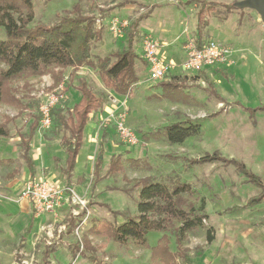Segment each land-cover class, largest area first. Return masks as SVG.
<instances>
[{"label":"rangeland","instance_id":"1","mask_svg":"<svg viewBox=\"0 0 264 264\" xmlns=\"http://www.w3.org/2000/svg\"><path fill=\"white\" fill-rule=\"evenodd\" d=\"M202 1L235 5L241 0H35L32 25H52L65 10L79 4L104 30L102 41L92 45L93 59L97 60L126 47L125 33L115 35L110 26L112 20L130 23L148 15L138 27L136 52L143 59L140 43L145 35L161 37L168 44L163 48L168 55L166 60L179 65L185 56L184 46L196 39L197 14ZM154 3L162 5L151 8ZM206 19L209 25L204 29L203 40H215L232 50L229 62L222 69L228 77L216 69L190 71L180 75L188 77L177 82L182 89L169 91L151 81L146 67L138 60L140 81L129 97L107 90L96 70L90 67L78 70L77 77H86L95 92L106 98V103L101 110L102 119L91 116L78 172L73 173L70 188L66 183L65 150L61 144L66 132L54 120L47 129L40 125L30 153L37 167L34 178L30 177L22 157L17 132L29 133L39 115V102H35L44 90L64 93L71 107L80 101L78 80L69 78L72 69L64 72V80L57 89L50 88L54 82L52 72L23 76L10 83L21 104H0V122L15 118L9 124L11 137L0 139V264H42L44 253L52 250L47 264H91L85 257L73 259L72 256L73 248L84 235L98 249L102 260L114 264H153L150 247L157 244L163 232L149 233L150 247L134 243L123 247L105 236L90 234L88 229L93 221L113 220L114 211L136 214V202L119 189L125 186L124 177L171 176L193 185L196 194L192 200L198 207L203 205L209 216L205 227L190 233L185 242L191 250L193 264H264V202L247 206L249 198L260 190L234 164L215 161L189 167L185 162V158L219 152L224 158L243 163L249 172L264 179V24L255 10L238 7L227 12L225 7L218 6ZM205 77L215 85L225 103L210 93ZM237 101L244 107L235 105ZM245 107L256 110L253 117L252 111ZM187 119L200 121L202 130L182 144H171L150 135L156 129ZM120 121L135 131L140 140L138 145L130 146L122 141L118 132ZM101 146L105 148L104 164L101 178L96 180L95 161ZM115 155L120 157L123 172L109 174V164ZM41 178L66 187L68 193H74L76 202L71 199L54 212L35 213L32 230L22 242L36 212L32 200L25 198L23 191L30 181ZM132 194L136 196V192ZM122 220L121 216L117 217V221ZM209 227L214 229L210 244L207 243ZM168 234L175 250V237ZM197 247L204 249L195 252Z\"/></svg>","mask_w":264,"mask_h":264},{"label":"trees","instance_id":"2","mask_svg":"<svg viewBox=\"0 0 264 264\" xmlns=\"http://www.w3.org/2000/svg\"><path fill=\"white\" fill-rule=\"evenodd\" d=\"M34 1L0 0V104H21V100L15 96L10 87V83L18 78L42 76L52 72L54 82L50 88L57 89L64 80V72L67 69H72L69 78L71 81L75 78L78 80L76 87L80 93V101L71 107L69 99L64 97L50 111L57 126L66 132L62 136L61 144L66 153L64 173L67 186L70 188L71 178L84 144L85 131L91 116L100 112L106 103V98L95 92L86 77H77L76 74L80 68L90 67L98 72L107 90L118 95L132 97L134 86L140 81L136 69L137 61H141L144 66L148 65L136 52L135 47L138 27L148 15L138 17L124 29L127 41L124 49L116 50L94 60L92 45L93 42L102 41L104 30L97 24V20L93 16L88 15L79 4H75L72 9L65 10L59 20L52 25L44 23L32 25L35 18ZM218 6L225 7L227 12L236 9L233 3L201 2V8L197 14L198 28L195 39L200 46L204 43V29L209 25L206 15L215 11ZM2 34L3 36H1ZM56 69L59 70L55 71ZM217 72L228 77V74L221 69H218ZM187 78L183 77V79ZM181 79L182 77L176 76L171 81L158 85L163 86L164 90L179 91L182 87L177 82ZM205 80L209 85L210 93L225 103V98L216 91L215 85L207 77ZM38 102L39 100L35 103ZM234 104L244 107L238 101ZM245 109L252 111V108L249 107H245ZM255 111L251 112L252 117ZM14 121L15 118H11L0 122V137H11L9 124ZM40 121L39 113L31 124L29 133L17 132L21 138L22 157L28 165L31 178H34L37 173L36 163L30 153L32 142L40 127ZM201 130L200 121L187 119L156 129L150 135L153 138H164L171 144H182L188 138L199 135ZM144 138H146L145 135ZM104 153L105 148L101 146L95 161L94 177L96 180L101 178ZM215 161H223L226 165H236L260 190L258 194L249 198L248 207L264 202V179L249 172L243 163L224 158L219 152L214 155L206 154L199 158H185L189 167ZM121 172H123V168L120 157L115 155L111 158L108 173L120 174ZM124 182L125 186L119 189L136 202V214L114 211L113 220L93 221L88 232L96 236H105L123 247L130 243L150 247L149 233L152 231L163 232L164 234L157 244L150 247L152 263L193 264L191 250L185 246V242L190 233L204 228L205 221L209 218L208 214L204 212V206L198 207L192 200L196 194L193 185L182 182L178 176L161 179L154 177L128 179L124 177ZM132 192H136V196H133ZM85 213L86 211L82 214ZM118 216L123 218L122 222L117 221ZM71 223L73 224V221ZM32 226L33 222L30 223L23 235L22 242L28 238ZM213 230L212 227L207 230V243L209 244L214 240ZM168 233L175 237V250L171 247V238ZM76 244L72 250L73 259L82 256L87 258L91 264H114L112 261L100 259L98 249L85 235ZM203 249L204 247H197L195 252H202ZM51 252L54 250L44 253L42 264L48 263Z\"/></svg>","mask_w":264,"mask_h":264},{"label":"built area","instance_id":"3","mask_svg":"<svg viewBox=\"0 0 264 264\" xmlns=\"http://www.w3.org/2000/svg\"><path fill=\"white\" fill-rule=\"evenodd\" d=\"M128 24L127 21L115 19L111 21L110 26L115 35L123 36L124 29ZM140 44L142 57L148 64L149 77L155 83L166 79L177 67H180L183 72L201 71L207 67L213 68L226 65L232 55V50L229 47L215 40L204 41L200 46L195 39H191L184 46L185 58L178 65L173 61L161 58L160 49L162 44L159 39L151 35H145ZM61 98H64V94L57 91L46 93L44 90L38 95V109L41 115L40 125L42 127L47 129L52 125L53 119L50 111ZM118 132L125 144L136 146L140 143L138 135L133 129L126 126L124 121L118 122ZM23 196L32 200L37 214L54 212L71 199L76 202L74 193L71 195L67 192L66 187L47 178L30 181L23 191Z\"/></svg>","mask_w":264,"mask_h":264},{"label":"crops","instance_id":"4","mask_svg":"<svg viewBox=\"0 0 264 264\" xmlns=\"http://www.w3.org/2000/svg\"><path fill=\"white\" fill-rule=\"evenodd\" d=\"M160 5H162V4H160V3H154V4H152L151 5V8H156L157 6H160ZM148 17V16H147ZM146 17V18H147ZM145 19V18H144ZM157 39H159L160 40V42H161V44H162V47H161V49H160V56H161V58H163V59H167V53H166V51L165 50H163V48H164V46H166V45H168V44H166V41H164V39H162L161 37H158ZM161 40H163V42L161 41ZM184 49V48H183ZM140 50H141V54H142V47H141V44H140ZM184 51V54H185V50H183ZM184 58H185V56L182 58V60H184ZM182 60H181V62H182ZM172 61V60H171ZM224 66L225 65H222V66H218V67H213V68H211V67H207V69L205 68V69H203L202 71H206V70H210V69H216V72H217V70L218 69H223L224 68ZM145 67H146V69H147V71L149 72V68H148V65L146 66L145 65ZM176 69H179V70H176ZM176 69H174L171 73H170V75H168L167 77H166V79H164L163 81H160V82H158V83H156L157 84V86L158 87H160V88H163V86H161V85H158V84H160V83H162V82H168V81H171V79L173 78V77H176V76H179V77H182V76H180V75H182L183 73H189V72H183L182 70H181V68L180 67H177ZM225 72V71H224ZM142 73V72H141ZM183 78V77H182ZM164 89V88H163ZM170 91V90H169ZM106 114V109L104 110V115ZM97 119H102L103 118V112L101 111V112H98V113H94L93 114ZM85 134H86V131H85ZM0 139H8V138H4V137H0ZM21 139V138H20ZM64 158L66 159V153H65V151H64ZM99 154V153H98ZM80 155V157H79V159L77 160L78 162H77V165H76V168H75V170H74V172L75 171H77L78 172V165H79V162H80V160H81V158H82V156H81V153L79 154ZM32 156V155H31ZM33 159H34V157H33ZM35 161V160H34ZM36 163V162H35ZM28 166V165H27ZM29 169V168H28ZM95 170V169H94ZM29 174H30V177H31V173H30V170H29ZM37 174V173H36ZM11 176V175H10ZM36 177V176H35ZM48 179V178H47ZM49 180H51V179H49ZM53 181V180H52ZM66 183H67V181H66ZM70 203V201L69 202H67L66 204H69ZM65 204V205H66ZM34 207V206H33ZM34 211H35V208H34ZM35 213L36 212H34L33 213V215H32V217H31V222H34L35 221V218H36V215H35ZM46 214V213H45ZM30 222V223H31ZM29 226H30V224L28 225V227H27V229L29 228ZM33 227V226H32ZM27 229H26V231H27ZM32 230V229H31ZM25 231V232H26Z\"/></svg>","mask_w":264,"mask_h":264},{"label":"water","instance_id":"5","mask_svg":"<svg viewBox=\"0 0 264 264\" xmlns=\"http://www.w3.org/2000/svg\"><path fill=\"white\" fill-rule=\"evenodd\" d=\"M235 5L240 9L255 10L264 24V0H241L235 3Z\"/></svg>","mask_w":264,"mask_h":264}]
</instances>
